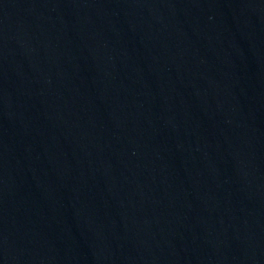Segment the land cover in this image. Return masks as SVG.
Wrapping results in <instances>:
<instances>
[{"label": "water", "instance_id": "95a60500", "mask_svg": "<svg viewBox=\"0 0 264 264\" xmlns=\"http://www.w3.org/2000/svg\"><path fill=\"white\" fill-rule=\"evenodd\" d=\"M0 264H264V0H0Z\"/></svg>", "mask_w": 264, "mask_h": 264}]
</instances>
